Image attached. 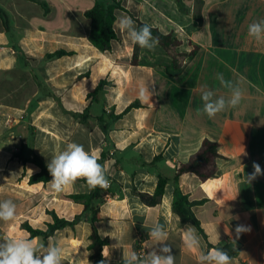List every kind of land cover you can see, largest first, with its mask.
Segmentation results:
<instances>
[{
    "label": "crops",
    "instance_id": "crops-1",
    "mask_svg": "<svg viewBox=\"0 0 264 264\" xmlns=\"http://www.w3.org/2000/svg\"><path fill=\"white\" fill-rule=\"evenodd\" d=\"M116 2L124 8L114 10L117 38L102 51L90 41L85 14L114 0H0L8 18L6 26L0 17V201L17 205L16 219L0 222V236L55 243L64 264H94L91 212L70 198L92 189L83 179L60 193L49 182H30L41 172L34 155L47 166L76 142L108 169L109 198L93 204L98 232L111 249L108 264L122 263L123 253L140 246L149 251L148 230L156 223L166 225L175 264H197L198 253L184 246L182 234L193 224L174 212L183 196L203 201L193 212L208 249H224L232 264H264V174L251 184L245 179L254 163L264 172V44L248 36V25L264 19V0ZM121 15L137 28L141 21L171 36L179 43L174 55L159 43L158 63L139 57L134 64L135 45L116 27ZM60 51L67 54L51 57ZM218 73L245 96L239 107L209 119L200 114L201 90L229 94ZM143 85L156 93L151 103L139 98ZM206 140L219 145L217 175L207 182L192 173L176 179L179 166ZM160 177L168 180L161 203L147 206L137 193L154 195ZM50 212L82 220L47 241L32 238L24 225L46 230ZM237 226L250 230L237 236Z\"/></svg>",
    "mask_w": 264,
    "mask_h": 264
},
{
    "label": "clouds",
    "instance_id": "clouds-1",
    "mask_svg": "<svg viewBox=\"0 0 264 264\" xmlns=\"http://www.w3.org/2000/svg\"><path fill=\"white\" fill-rule=\"evenodd\" d=\"M116 27L127 35L133 45L143 49L154 51L159 44V38L152 35L149 25L137 28L133 19L127 15H121L116 20ZM248 36L257 43L264 44V19L248 25ZM221 86L228 90V96H217L214 90L203 88L201 100L203 101L200 114L209 119L218 114L235 109L240 106L245 96V90L236 83L226 80L222 74L216 77ZM153 92L148 85L139 88V98L151 103ZM52 177L49 182L51 189L57 193L71 189L78 180L83 179L90 189L96 187L107 188L109 186L108 169L99 162L96 152L85 150L82 144L68 143L66 148L54 154L47 164ZM254 171L245 175L246 182L251 184L259 175L264 174L259 164H253ZM17 205L11 199L0 201V222H12L17 216ZM245 230L243 226H237V236ZM184 246L190 251L198 253L197 264H232V258L222 248L208 249L202 238L192 225L182 229ZM218 238L219 233L217 231ZM148 237L154 242L153 247L141 256L135 251L123 253V264H175V256L171 252V245L167 242L168 232L165 224L156 223L148 230ZM220 239V238H219ZM233 244L235 241H232ZM159 246V247H155ZM116 247V246H113ZM110 246L105 245L102 256H110ZM62 247L55 243L47 246L38 243L36 239L23 236H0V264H64ZM100 264H104L102 260Z\"/></svg>",
    "mask_w": 264,
    "mask_h": 264
},
{
    "label": "trees",
    "instance_id": "trees-1",
    "mask_svg": "<svg viewBox=\"0 0 264 264\" xmlns=\"http://www.w3.org/2000/svg\"><path fill=\"white\" fill-rule=\"evenodd\" d=\"M115 9H124L120 3L114 0V4L106 7L102 3H97L94 8L86 12V17L92 22V31L90 35V41L100 50L107 51L111 47V42L117 38L116 33L113 29L115 15ZM0 17L3 18L5 25L8 26V18L5 12L0 10ZM148 25L141 21H138V28ZM150 26V25H149ZM152 30V35L159 38V43L166 50H172L176 48V42L172 41L171 36L163 35L158 31L157 28L150 26ZM138 45L134 48V60L133 63H138ZM67 52L60 51L53 54L51 57L66 55ZM99 85L97 90L102 88ZM129 110V108L127 109ZM118 116H114L117 118ZM107 132V128H104ZM219 145L216 142L206 140L202 143L198 152L193 154L189 161L185 164L179 166L176 179L183 174L192 173L195 174L202 182H207L208 180L214 178L217 175L218 166L217 160L220 158L218 152ZM19 157L18 154L15 155ZM32 161L41 168V172L33 176L30 180L31 183H47L51 180V175L48 171L47 166L44 162L37 156L34 155ZM168 180L166 178L160 177L157 190L154 195L137 193L141 201L147 206L154 207L161 203L162 197L164 195L165 187ZM86 183V182H85ZM109 194V189L96 187L92 189L90 194H76L71 195L70 198L76 202H81L84 205L85 212H91V223H92V234H91V244L89 246L90 251H92L91 260L94 264H100L103 260L104 264H108L105 257L102 256L103 248L107 244V240L103 239L97 229V223L100 220L99 211L93 207L95 201H105L106 196ZM201 202H191L186 196H183L176 200L174 204V212L181 218L183 222H190L196 227L197 231L205 235L202 228L201 222L196 217L193 212V207ZM53 218V223L47 225L46 230L34 229L28 224H25V229L30 233L32 238L42 237L44 241H47L52 237L58 230L64 229L66 227H72L82 220V215L77 216L74 220L69 221L58 217L54 212H50ZM120 264H123L120 263Z\"/></svg>",
    "mask_w": 264,
    "mask_h": 264
},
{
    "label": "rangeland",
    "instance_id": "rangeland-1",
    "mask_svg": "<svg viewBox=\"0 0 264 264\" xmlns=\"http://www.w3.org/2000/svg\"><path fill=\"white\" fill-rule=\"evenodd\" d=\"M199 11V6L196 5V13ZM148 17H150L149 13H148ZM176 42L177 46L179 45V43L177 41H174ZM168 55H171L173 56L174 55V52L172 50H167ZM138 57H142V60L143 61H150L152 63H158V46L155 48L154 51H149L147 49H143V48H140L139 49V53H138Z\"/></svg>",
    "mask_w": 264,
    "mask_h": 264
},
{
    "label": "built area",
    "instance_id": "built-area-1",
    "mask_svg": "<svg viewBox=\"0 0 264 264\" xmlns=\"http://www.w3.org/2000/svg\"><path fill=\"white\" fill-rule=\"evenodd\" d=\"M110 186H111V182L109 183V186L107 187V189H109ZM107 198H109V194L106 196L105 200H106ZM136 252H137L139 255L143 256V255L146 254V248H145L144 246H140V247L137 248Z\"/></svg>",
    "mask_w": 264,
    "mask_h": 264
}]
</instances>
